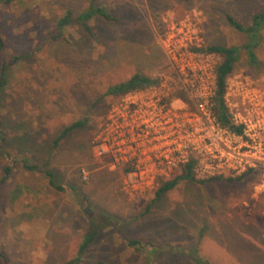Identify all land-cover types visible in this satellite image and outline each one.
I'll return each mask as SVG.
<instances>
[{
	"label": "rangeland",
	"instance_id": "374dc122",
	"mask_svg": "<svg viewBox=\"0 0 264 264\" xmlns=\"http://www.w3.org/2000/svg\"><path fill=\"white\" fill-rule=\"evenodd\" d=\"M92 3L118 21L95 20L91 36L73 25L63 39L45 41L66 11L77 16ZM263 10L264 0H15L1 7L7 52L24 58L10 71L2 100L0 179L8 151L54 173L63 190L21 166L0 184V251L7 261L0 257V264H66L93 219L103 228L81 264H195L179 249L194 250L209 264H264V40L253 64L243 48L247 35L227 20L249 25ZM214 45L241 49L225 100L260 147L255 167L244 173L253 172L234 182L227 179L244 173L205 184L181 181L160 199V183L132 192L121 180L123 168L95 157L105 113L118 101L104 94L135 73L169 81L184 54L218 65L219 55L197 51ZM82 120L84 127L54 145ZM194 174L197 181L215 178ZM132 240L139 245L129 246Z\"/></svg>",
	"mask_w": 264,
	"mask_h": 264
},
{
	"label": "built area",
	"instance_id": "2783aa9c",
	"mask_svg": "<svg viewBox=\"0 0 264 264\" xmlns=\"http://www.w3.org/2000/svg\"><path fill=\"white\" fill-rule=\"evenodd\" d=\"M205 58L189 53L176 57V77L129 93L110 109L95 139V157L130 169L121 180L132 192L146 191L191 161L194 172L208 179L241 175L259 160L260 147L246 122L233 120L244 126L239 135L217 122L212 111L217 65L204 63ZM180 87L196 111L169 105ZM81 175L88 181V171Z\"/></svg>",
	"mask_w": 264,
	"mask_h": 264
},
{
	"label": "trees",
	"instance_id": "16d2710c",
	"mask_svg": "<svg viewBox=\"0 0 264 264\" xmlns=\"http://www.w3.org/2000/svg\"><path fill=\"white\" fill-rule=\"evenodd\" d=\"M15 0H0V8L4 6L11 5ZM97 19H101L106 23L117 22L118 19L112 16L104 7L97 6L92 3L87 9L82 11L79 15L74 16L72 12L66 11V13L56 22L54 28L49 31L45 37L46 42L57 41L63 39L65 37L66 31L68 27L77 25L80 26L81 29L89 34L93 35V22ZM227 20L231 27L236 31L247 35L248 42L243 47L253 64L256 63V54L255 49L259 46L261 39L264 40V10L258 13H255L251 17V22L249 25H243L240 22L236 21L231 15L227 16ZM1 21V16H0ZM263 37V38H262ZM240 50L237 47H225V46H209L206 49H199L198 52H206L211 54H217L222 58V61L217 65L216 68V81H215V94L212 99L213 104V114L222 128H225L232 133L235 134H243L244 126L236 125L233 121V117L228 109L226 104L225 96L227 92V80L228 78L235 72L236 64L238 62ZM0 56L2 57L0 62V115L2 111V100L3 95L6 91V87L8 85L9 73L10 71L24 58L22 55H13L7 52L6 42L2 37V33L0 30ZM158 84L157 80L152 79L149 76L143 75L141 73H135L128 80L119 82L117 84H113L108 88L104 96H111L117 98L118 103L122 98H124L127 94L142 91L153 87ZM178 101L182 104V109L196 111V104L191 101L181 89L174 96H172L168 103L169 105H174V103ZM114 103L113 105H115ZM109 106L105 113L104 121L105 123L107 115L112 108ZM86 125V120L77 121L65 128L61 135L56 139L54 145L57 146L61 140H63L71 131L76 130L78 128H82ZM3 123L0 119V133H2ZM6 141V137H2V142ZM195 161H191L186 165H183L179 168V173L172 178L161 180L159 183L161 186L156 192V198L160 199L162 196L167 194L168 192L175 189L181 181H195L205 184L209 181L220 180L221 177L211 178L207 181H197L194 168ZM17 166L23 167L26 171L29 172H43L44 175L49 179V185L55 188L58 191H62L63 188L60 185H57L54 180V173L50 171H41V168L38 164H33L29 159L23 158L19 159L15 155L10 152H5V165L3 168V175L0 179V184L3 185L7 183L13 172ZM130 169L123 168V172H129ZM253 172V169H250L248 172L244 173L242 176L238 178H229L227 181L234 182L240 181L244 179L247 175ZM106 227V226H105ZM102 225L97 226L95 224V219H93L90 223V226L83 237L82 244L79 248V251L75 258L68 261L66 264H81L84 255L90 251L92 244L97 239L100 230L102 229ZM129 246L139 245L138 241L132 240L129 241ZM182 250V251H181ZM180 254L190 257L195 264H209L204 261L202 258L198 257L194 250L190 249H179ZM0 257L5 259L3 253L0 251ZM5 262L6 259H5ZM102 264V263H100Z\"/></svg>",
	"mask_w": 264,
	"mask_h": 264
}]
</instances>
